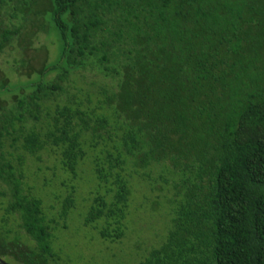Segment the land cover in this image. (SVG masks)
I'll return each mask as SVG.
<instances>
[{"label":"trees","instance_id":"1","mask_svg":"<svg viewBox=\"0 0 264 264\" xmlns=\"http://www.w3.org/2000/svg\"><path fill=\"white\" fill-rule=\"evenodd\" d=\"M38 31L54 33L56 58L21 56L26 81L0 69L5 212L26 235L0 229V257L59 264L58 225L25 190L10 137L31 155L57 148L73 176L92 154L105 191L84 223L106 241L124 236L128 178L171 176L170 227L136 264H264V0H0V55L29 51ZM88 67L115 82L83 107L64 84ZM73 206L70 194L61 217Z\"/></svg>","mask_w":264,"mask_h":264},{"label":"rangeland","instance_id":"2","mask_svg":"<svg viewBox=\"0 0 264 264\" xmlns=\"http://www.w3.org/2000/svg\"><path fill=\"white\" fill-rule=\"evenodd\" d=\"M5 20L10 25L16 24L15 20L14 23L6 17ZM41 21L42 18L37 23ZM57 53L54 33L38 31L29 51L10 48L1 54L0 69L8 74L13 83L19 79L26 81L30 72L27 68L21 70L20 76L14 70L15 65L19 66L21 56L33 59L34 66L39 67L41 62L53 61ZM76 72L64 87L68 94L76 95L74 99L82 102L83 107L95 106L100 96V87L110 86L115 82L111 77L97 74L91 67ZM32 74L33 77L36 75ZM62 97H65V93ZM89 100L91 103H88ZM41 118H45V115L42 114ZM32 124L33 121H29L27 127ZM42 125L43 123H38V126ZM6 140V150L14 153L15 165L19 164L18 156H22L20 168L24 173L25 190L42 200L47 218L56 222L54 227L58 225L54 230V245L59 264H136L150 249L162 242L171 224L172 205L169 199L174 190L171 181L167 185L162 180V175L169 180L171 176L163 173L160 168L147 171L148 176L135 174L128 178L132 195L124 220V236L111 242L102 239L95 228L84 223L85 215L92 205V197L105 191L104 187L99 186L91 153L80 164L76 176H73L63 169L57 148L46 146L37 154L31 155L21 149L20 143L15 145L18 148L14 151L15 148L11 147L13 140L10 137ZM10 194L8 186L0 180V229L10 230L11 237L18 236L24 240L26 235L20 226L19 216L5 212ZM70 194L74 199V206L68 216L63 218V206ZM3 259L8 264H16L11 257Z\"/></svg>","mask_w":264,"mask_h":264},{"label":"water","instance_id":"3","mask_svg":"<svg viewBox=\"0 0 264 264\" xmlns=\"http://www.w3.org/2000/svg\"><path fill=\"white\" fill-rule=\"evenodd\" d=\"M0 264H8L4 260L0 259Z\"/></svg>","mask_w":264,"mask_h":264},{"label":"flooded vegetation","instance_id":"4","mask_svg":"<svg viewBox=\"0 0 264 264\" xmlns=\"http://www.w3.org/2000/svg\"><path fill=\"white\" fill-rule=\"evenodd\" d=\"M0 259L4 260L2 257H0Z\"/></svg>","mask_w":264,"mask_h":264}]
</instances>
